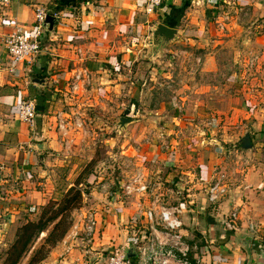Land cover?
<instances>
[{
    "label": "crops",
    "instance_id": "0c3cea01",
    "mask_svg": "<svg viewBox=\"0 0 264 264\" xmlns=\"http://www.w3.org/2000/svg\"><path fill=\"white\" fill-rule=\"evenodd\" d=\"M236 5V12H249L233 19L239 24L238 20L243 17L241 21L246 24L243 28L259 35V30H264V0H236ZM146 6V0H92L66 7L59 12L54 31L44 30L42 52L36 61L15 64L5 45V36L17 28L35 32L38 12L51 15L55 8L52 0H0V245H9L8 237L14 231L36 220L35 211H40L51 194L36 187L33 173L44 174L53 151L62 148L58 124L63 120H83L87 114L85 106L95 108L100 93L118 90L117 79L123 77L121 68L144 63V58L150 55L146 45L157 23L177 28L179 35L173 45L151 61L154 63L166 57L165 52H170L173 46L180 51L187 44L205 48L193 38L202 34L198 16L202 19L206 13L220 14L223 7L217 0H164L160 13L150 15L146 13ZM222 40L216 43L225 42ZM243 46L260 52L264 49V33L246 39ZM212 61V57L206 60L205 74L211 71ZM39 74L46 80L43 86L32 84L34 78L43 79ZM86 74L89 85L85 91H74L77 78ZM43 94H46L48 114H37L39 122L35 129H30L17 119L18 102L29 98L37 104L36 100ZM257 126L258 130H264L262 125ZM261 136V141L255 144V153L251 151L257 156L259 147L264 146V136ZM239 170L237 166L235 173L242 179L235 177L229 200L221 206L228 205L231 212L237 213L233 229L227 228L229 217L222 214L199 217L187 203L176 205L185 210L181 217L184 238L190 242V239L202 240L198 243L200 250L192 256L193 264L198 258L203 264H264V165L247 167L248 171L244 172ZM170 194L174 195V190L167 189L165 196ZM114 201L108 202L111 204L108 217H98V230L90 244L79 239L69 242L68 235L42 263L87 264L93 258L91 264L95 260L101 264L102 251L111 246L126 247L130 233L126 227L128 222L132 224V232L143 231L148 221L138 217L141 210L153 202L164 204L161 196L156 200L137 198L132 206L124 204L125 209L114 210Z\"/></svg>",
    "mask_w": 264,
    "mask_h": 264
},
{
    "label": "rangeland",
    "instance_id": "374dc122",
    "mask_svg": "<svg viewBox=\"0 0 264 264\" xmlns=\"http://www.w3.org/2000/svg\"><path fill=\"white\" fill-rule=\"evenodd\" d=\"M87 1L92 0H83ZM217 2L223 6L220 14L206 13L202 19L198 16L202 34L193 38L205 48L187 44L180 51L173 46L159 62H151L150 54L144 63L121 68L118 90L100 93L95 108L85 106L83 127L71 129L67 138L57 127L62 148L53 151L44 174L33 173L36 187L51 193L40 211H35L37 219L44 206L50 201L62 202L67 190L81 182L77 187L83 191V201L71 214L68 237L79 217L89 212L108 217L111 200H115L114 210H122L137 198L148 199L125 196L124 187L138 174L155 184L158 189L153 198L161 196L166 205L187 203L199 217L230 216L228 205L221 207L230 194L213 205L208 202L207 188L220 170L230 177L231 186L235 177L242 179L235 173L237 166L244 172L247 167L264 165V146L259 147L258 156L254 154L255 144L261 141V134L264 136V130L257 128L264 127V49L260 53L243 46V41L262 36L264 30L260 29L258 35L244 29L243 17L237 24L233 16H246L249 11L236 12L234 6ZM221 37L225 42L216 43L223 41ZM210 57L213 65L205 74L203 69ZM121 117L135 122L121 129ZM246 133L251 135L254 148L242 151L240 140ZM106 184L110 186L108 194L102 188ZM167 189L174 190V195L165 196ZM257 191L262 192L259 188ZM126 227L130 241L132 224L128 222ZM15 232L8 237L9 245H0V264ZM47 235L40 236L21 264L28 263ZM102 253L100 263L106 264V250Z\"/></svg>",
    "mask_w": 264,
    "mask_h": 264
},
{
    "label": "built area",
    "instance_id": "2783aa9c",
    "mask_svg": "<svg viewBox=\"0 0 264 264\" xmlns=\"http://www.w3.org/2000/svg\"><path fill=\"white\" fill-rule=\"evenodd\" d=\"M230 6H237L236 0H221ZM146 13L156 15L160 13L164 5V0H146ZM243 11V10H242ZM49 15L43 11L37 14L38 26L35 32L27 33L21 28L5 36V45L8 53L15 64H33L42 52V36L44 32L43 22ZM57 18L58 14H53ZM58 19V18H57ZM78 83L73 85V90L79 93L89 85V76L77 78ZM36 104L29 98H22L17 105V119L27 125L30 129H35L37 125ZM83 121L63 120L58 124V128L63 132L64 137L69 136L70 130L74 127H83ZM71 141H67V146ZM146 176L136 175L128 186H125V196H146L153 198L154 191L157 190L155 184L152 186ZM108 194L110 186H102ZM230 194L229 176L219 171L214 181L207 188V197L210 204L216 205L223 202ZM157 197H155L156 200ZM142 214L138 217H145L148 225L142 230L133 231L130 241L125 248L111 247L106 249V264H193L192 256L200 250V245L196 241H188L184 238L182 230L185 227L181 217L185 210L180 206L165 205L162 203H151L148 208L142 209ZM137 217V216H136ZM237 220V213L232 212L227 228L233 229L234 221ZM98 217L95 213L81 217L79 223L74 224L69 233L68 240H81L90 244L98 230ZM132 250L135 257H128V251ZM69 251V249L67 250ZM88 253V251H87ZM196 264H203L198 258Z\"/></svg>",
    "mask_w": 264,
    "mask_h": 264
},
{
    "label": "trees",
    "instance_id": "16d2710c",
    "mask_svg": "<svg viewBox=\"0 0 264 264\" xmlns=\"http://www.w3.org/2000/svg\"><path fill=\"white\" fill-rule=\"evenodd\" d=\"M82 2L83 0H52V8L55 9L51 12V15L59 14V12L69 6H79ZM37 76L44 77L40 74ZM40 96L36 100L35 110L37 114L46 115L48 113L47 99L45 100L46 94ZM80 183L78 181L76 186L67 190L68 192L62 202L50 201L43 207L37 220L28 221L18 228L17 232H15V239L6 251L2 264H21L31 251L34 243L46 232H48V235L44 243L40 248L33 251L27 264H40L49 256L52 248L62 242L68 234L72 224L70 221L72 212L81 207L83 191L77 187Z\"/></svg>",
    "mask_w": 264,
    "mask_h": 264
},
{
    "label": "water",
    "instance_id": "95a60500",
    "mask_svg": "<svg viewBox=\"0 0 264 264\" xmlns=\"http://www.w3.org/2000/svg\"><path fill=\"white\" fill-rule=\"evenodd\" d=\"M58 19L53 15H47L44 22L43 28L48 32H53ZM179 30L175 27L164 25L163 23H157L154 26L151 35L148 37L147 48L150 50L151 60H154L157 56L161 55L168 46L178 39ZM46 80L40 78L32 79L34 85H45ZM135 122L133 119L128 117H121L119 126L120 128L126 127L127 124ZM240 149L242 151H249L253 149L252 138L249 133H246L240 140ZM128 257H135L132 250L128 251ZM93 264V263H92Z\"/></svg>",
    "mask_w": 264,
    "mask_h": 264
}]
</instances>
